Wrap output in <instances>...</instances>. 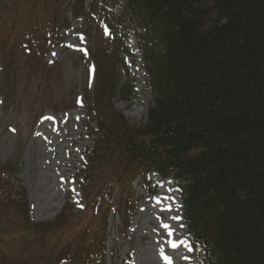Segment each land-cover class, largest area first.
Wrapping results in <instances>:
<instances>
[{
  "label": "trees",
  "instance_id": "obj_1",
  "mask_svg": "<svg viewBox=\"0 0 264 264\" xmlns=\"http://www.w3.org/2000/svg\"><path fill=\"white\" fill-rule=\"evenodd\" d=\"M85 1L70 5L86 13ZM117 1L92 5L105 11ZM124 1V15L146 29L142 41L153 102L139 124H131L102 93L95 107L89 105L102 135L88 164L106 165L103 173L92 170L89 182L99 187L96 195L117 186L116 197L126 188L121 203L130 211L135 175L173 176L183 187L187 233L208 264H264V0ZM106 174L109 180L99 182ZM9 200L14 206L21 202L1 188L0 264H30L29 258L34 264L42 252L33 246L38 233L27 247L17 242L9 227L16 217L4 212ZM91 210L98 207L76 216L68 208L55 223L80 227L77 216ZM22 213L20 222L30 226L26 206Z\"/></svg>",
  "mask_w": 264,
  "mask_h": 264
},
{
  "label": "rangeland",
  "instance_id": "obj_2",
  "mask_svg": "<svg viewBox=\"0 0 264 264\" xmlns=\"http://www.w3.org/2000/svg\"><path fill=\"white\" fill-rule=\"evenodd\" d=\"M60 1L0 0V189L12 191L14 200L21 201L16 206L10 200L6 203L7 217H16L10 230L23 247L38 233L33 246L42 252L34 264H167V260L170 264H202L193 251L179 252L178 241L169 247L164 244L169 232L165 225L176 220V215L150 207L152 196H162L172 206L169 195L174 189L179 192L175 179L152 173L135 175V202L130 211L127 202L121 203V195L129 194L126 188H119L116 197L117 186L96 195L99 187L89 182L91 171L103 173L106 165H96V160L88 164V153L94 157L102 135L97 121L88 115L89 105L95 107L100 92L105 102L112 97L116 110L131 124H139L147 119L154 92L132 28L121 32L112 24L114 34L105 35L94 26L90 35H82L83 47H95L98 70L92 86L87 83L86 56L60 44L68 37L66 31L53 35L58 41L51 51L52 41L45 32L51 19L53 24L64 18L74 23L72 10L60 12L54 6L53 2ZM110 156L113 165L121 168ZM109 178L106 174L99 182ZM24 206L30 226L19 219ZM68 208L75 216L88 208L96 211L77 216L80 227L75 222L61 227L56 223ZM174 225L177 237L173 235L183 238L184 222ZM52 237L59 239L54 242ZM170 251L179 252L177 258ZM206 259L204 255L203 264Z\"/></svg>",
  "mask_w": 264,
  "mask_h": 264
},
{
  "label": "snow or ice",
  "instance_id": "obj_3",
  "mask_svg": "<svg viewBox=\"0 0 264 264\" xmlns=\"http://www.w3.org/2000/svg\"><path fill=\"white\" fill-rule=\"evenodd\" d=\"M176 219H177V220H179L180 218H179V217H177ZM165 227L167 228V227H169V226H168V225H165Z\"/></svg>",
  "mask_w": 264,
  "mask_h": 264
},
{
  "label": "bare ground",
  "instance_id": "obj_4",
  "mask_svg": "<svg viewBox=\"0 0 264 264\" xmlns=\"http://www.w3.org/2000/svg\"><path fill=\"white\" fill-rule=\"evenodd\" d=\"M126 107H127V105H126ZM133 108H134V107H133ZM154 175H155V174H154ZM154 178H155V177H154ZM154 178H153V179H154ZM180 216H181V215H180ZM180 222H181V217H180Z\"/></svg>",
  "mask_w": 264,
  "mask_h": 264
}]
</instances>
